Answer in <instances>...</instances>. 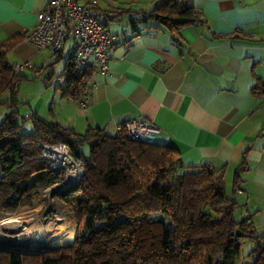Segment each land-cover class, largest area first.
<instances>
[{
  "label": "crops",
  "instance_id": "crops-1",
  "mask_svg": "<svg viewBox=\"0 0 264 264\" xmlns=\"http://www.w3.org/2000/svg\"><path fill=\"white\" fill-rule=\"evenodd\" d=\"M158 1L96 0L111 38L108 74L92 76L85 110L78 102L62 100L70 114L61 125L77 133L99 128L113 135L119 133L117 124L138 117L151 120L159 130L153 141L174 149L184 167L222 169L229 195L238 172L239 189L232 196L238 205L234 219L250 217L260 230L264 226V0H181L201 12L205 23L185 26L177 34L147 18ZM45 4L46 0H0V42L19 36L9 62L12 66L27 62L21 73L34 70L47 75L49 83L42 80L44 88L38 89L28 117L50 120L47 111L57 97L52 86H64L63 79L53 81L54 68L59 77L68 50L55 55L38 51L25 38Z\"/></svg>",
  "mask_w": 264,
  "mask_h": 264
},
{
  "label": "trees",
  "instance_id": "trees-1",
  "mask_svg": "<svg viewBox=\"0 0 264 264\" xmlns=\"http://www.w3.org/2000/svg\"><path fill=\"white\" fill-rule=\"evenodd\" d=\"M146 15L176 34L205 23L181 0H159ZM19 40L0 42V100L7 95L10 108L19 103V72L8 54ZM94 73L67 62L64 86H56L61 97L79 102ZM17 116L11 109L0 124V217L31 207L35 190L55 180L40 157L41 145L66 144L85 172L59 195L71 205L77 227L72 241L33 255L0 251V264H231L246 240L253 243L248 264H264V226L257 230L250 217L234 219L237 171L227 195L222 169L184 167L174 149L154 141L134 142L124 131L109 135L99 128L77 133L34 114L27 118L31 132L22 133ZM84 144L86 157L79 153Z\"/></svg>",
  "mask_w": 264,
  "mask_h": 264
},
{
  "label": "built area",
  "instance_id": "built-area-1",
  "mask_svg": "<svg viewBox=\"0 0 264 264\" xmlns=\"http://www.w3.org/2000/svg\"><path fill=\"white\" fill-rule=\"evenodd\" d=\"M96 0L81 3L79 0H46L35 17V25L25 34L28 43L38 51L59 54L68 50V62L78 69L92 68L103 76L108 74L107 50L111 38L105 23L100 19ZM29 66L27 62L14 65L20 72ZM62 81V77L56 78ZM92 83L78 102L81 110L88 107ZM118 132L124 131L134 142L150 143L158 133L157 126L148 119L134 118L117 124ZM41 159L47 171L55 173V180L46 186L54 198L78 184L85 172L81 160L75 159L64 144L41 145Z\"/></svg>",
  "mask_w": 264,
  "mask_h": 264
},
{
  "label": "rangeland",
  "instance_id": "rangeland-1",
  "mask_svg": "<svg viewBox=\"0 0 264 264\" xmlns=\"http://www.w3.org/2000/svg\"><path fill=\"white\" fill-rule=\"evenodd\" d=\"M68 48V47H67ZM66 48V49H67ZM55 60H57V56L53 57ZM60 60H57V62ZM49 68L46 67L45 70ZM51 70V69H50ZM50 70H48L50 73ZM58 68H54V75H53V81L56 80L58 77ZM19 91H17L15 99L19 101V103H16L12 108L9 107V104L7 103L8 98L7 95H4L1 100H0V124L3 121L4 117L6 114L11 110H17L18 116H17V121L21 124V132L22 133H29L32 130V122L31 120H28V114H30L31 110V105L33 100L36 97L38 89L41 87L44 88L42 84H46L45 82L47 81L46 76L47 75H42L39 74V72L34 71V70H27L23 71L22 73L19 72ZM54 88V91H57V97L52 103L51 107L47 111V114L50 118V120H53L54 122H57L59 124L61 123H66L68 118V115L70 114L69 108L62 102L68 101L67 99H64V97H61V91L59 87L52 86ZM71 102H73L71 100ZM73 104V103H72ZM69 121V120H68ZM111 133V132H110ZM79 153L86 157L89 153V147L87 144H84L83 146L79 147ZM229 180V179H228ZM227 188H226V193L229 195L230 192V184L229 182L226 183ZM54 192L49 193V190L46 189L45 187H38L35 192L33 193V203L31 207L28 208H21L18 209L13 215L11 216H2L0 217V222L10 218V221L12 218L17 215H23V220L25 222H31L33 220H36L38 218L42 219H52L55 225H63L65 222H68V226L64 229V231L60 234L59 237L53 238L49 241V244L46 246L44 249H36L34 251L26 250V251H11L9 249H3L0 248V251L3 252H11V253H20V254H28V255H33V254H40L42 252H49L52 250H55L65 244H68L72 241L73 236L77 230V227L73 221L72 213L69 210V207H71L69 203V199H62L60 196H56V199L53 197ZM63 207L64 209L67 210L68 215H66L64 218L59 217L62 213L60 210L57 208ZM49 221V220H48ZM63 221V222H62ZM4 223L2 225L8 224ZM40 227L39 225L34 226V228L31 230L32 236H35L34 238H39V241H43V233L40 232ZM79 232L81 233L83 231V228H78ZM39 232V233H38ZM39 245V244H38ZM253 248V243L250 241H243L241 243V248H240V256L237 260L233 261L231 264H248V258L247 255ZM42 250V251H41ZM38 251H41L38 253Z\"/></svg>",
  "mask_w": 264,
  "mask_h": 264
},
{
  "label": "bare ground",
  "instance_id": "bare-ground-1",
  "mask_svg": "<svg viewBox=\"0 0 264 264\" xmlns=\"http://www.w3.org/2000/svg\"><path fill=\"white\" fill-rule=\"evenodd\" d=\"M57 209L62 213L59 217L64 218L68 215L67 210L63 207ZM68 224V222H65L61 226H56L52 219L45 220L41 217L31 222H25L23 215L17 214L12 218L11 222L0 226V248L17 251L44 249L51 239L60 236ZM36 225L41 226L39 230L43 233V241H39V238H34L35 236L31 234V230Z\"/></svg>",
  "mask_w": 264,
  "mask_h": 264
},
{
  "label": "water",
  "instance_id": "water-1",
  "mask_svg": "<svg viewBox=\"0 0 264 264\" xmlns=\"http://www.w3.org/2000/svg\"><path fill=\"white\" fill-rule=\"evenodd\" d=\"M239 235V234H238ZM9 250H11V251H17V250H12V249H9ZM42 251V250H41ZM41 251H38V253H40Z\"/></svg>",
  "mask_w": 264,
  "mask_h": 264
}]
</instances>
